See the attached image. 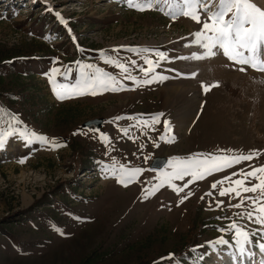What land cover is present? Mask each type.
I'll return each instance as SVG.
<instances>
[{
    "label": "rangeland",
    "instance_id": "obj_1",
    "mask_svg": "<svg viewBox=\"0 0 264 264\" xmlns=\"http://www.w3.org/2000/svg\"><path fill=\"white\" fill-rule=\"evenodd\" d=\"M252 2L264 9V0ZM159 7L139 12L129 9L126 0H0V106L18 116L22 123L17 127L66 145L25 146L10 137L0 149V264H195L201 254L200 264H253L262 259L255 247L254 257H241L233 233L219 231L233 220L248 229L259 226L237 215L250 207H231L238 200L220 197L221 185L214 190L211 184L248 169L250 163L264 165V155L195 181L179 195L165 185L147 200L140 198L142 189L150 187L147 181L157 182V171H145L128 187L102 171L114 161L152 169L157 157L168 160L221 149L264 153V73L238 71L240 65L217 49L214 57L191 59L205 51L194 35L202 24L183 16L172 20ZM55 12L68 20L67 28ZM129 46L166 52L169 59L156 72L168 79L137 86L101 59V52H107L126 63L131 75L144 79L139 66L147 65L142 55L126 50ZM116 48L118 53L112 51ZM77 61L96 64L132 90L57 99L46 74L53 67L62 72L70 67L67 79H56L75 83ZM217 81L219 87L203 92L202 85ZM161 112L165 116L156 130L137 120L115 119L146 120ZM93 119H102V126H83ZM163 119L172 124L174 143L158 140ZM8 121V114H0V127L6 129ZM124 128L127 136L120 131ZM78 130L83 131L74 135ZM100 133L110 137V145L101 142ZM188 179L174 183L182 187ZM127 194L130 200L124 199ZM221 235L232 247L213 252L207 242ZM229 253H236L235 258ZM170 254L172 260L161 259Z\"/></svg>",
    "mask_w": 264,
    "mask_h": 264
},
{
    "label": "snow or ice",
    "instance_id": "obj_2",
    "mask_svg": "<svg viewBox=\"0 0 264 264\" xmlns=\"http://www.w3.org/2000/svg\"><path fill=\"white\" fill-rule=\"evenodd\" d=\"M126 4L129 9H135L139 12L156 9L159 5L158 10L172 20L183 16L190 18L198 24H202V30L196 32L194 35L196 37V44L205 49V51L201 55H193L190 57L191 59L199 60L214 57L217 55V51H214V49H217L234 65H240L237 69L238 71L244 73L250 68L256 72L264 73V9L252 2V0H126ZM214 4L216 7L213 10ZM48 11H53L51 6L48 7ZM202 12L207 13V17L204 19H202ZM55 16L67 28L68 20L59 12H55ZM68 32L71 34V28H68ZM72 39L75 42L76 37L73 35ZM126 50L142 55L144 65H147V67L140 65L139 71L144 73V79H138L136 76L131 75L130 68L126 63L108 55L107 52H101V59H103L105 64L120 69L121 73L125 74L123 79L131 80L137 86H146L157 80L163 81L168 79L167 76L156 72L161 62L169 59L166 52L158 49L131 46L127 47ZM112 51L118 53L120 49L116 48ZM149 54H154L158 59L153 60ZM180 59H188V57H180ZM76 64L79 78L75 80V83H59L56 79L57 75H63L67 79L72 72L70 67L65 68L63 72L61 68L53 67L46 74L53 93L61 101L87 95H103L106 92L132 90L128 89L117 76L105 71L96 64L82 63L80 61H77ZM131 64L136 65L137 61L132 60ZM191 75L194 77L196 74L192 73ZM261 83L264 84V81H261ZM215 87H219L218 81L202 85V90L204 93H208ZM4 113L9 115V121L6 129L0 127V149H4L10 137L22 140L25 146L37 142L50 149L66 146L56 138H49L43 134H38L27 127L23 129L17 127L16 125L22 123L18 116L14 113H8L5 108L0 106V114ZM164 116L165 114L161 112L153 114L146 120H140L136 117H116L115 119L137 120L139 125L156 130L154 126L161 123ZM82 131L78 130V132L73 134H81ZM120 131L127 136L129 130L124 128ZM172 131L171 122L163 119V132L158 137V140L164 143H174L175 136L170 135ZM99 138L106 146L110 145L111 139L106 133H100ZM129 139H132V137L129 136ZM153 144L155 147L160 146L155 140ZM261 155H264V153L259 150H251L244 153L236 150L221 149L215 154L193 153L187 157L174 156L167 161L161 162L158 169L129 167L126 164L114 161L112 165H103L102 171L110 172L111 176L117 180V183L124 187L139 182L140 176L145 171H157L158 175L153 178L157 182L147 181L145 183L150 185V187L142 189L140 198L141 200H147L165 185L179 195L195 181L204 180L215 173L233 168L241 163L251 162L258 159ZM149 158L148 156L144 157L145 160ZM19 162L24 163L25 160L21 159ZM167 169L171 170L168 171ZM234 176L238 178L233 179ZM186 177H190V179L182 187L174 183V181H185ZM225 184H227L226 187L224 186ZM217 185H221L219 190L220 197L229 196L232 199L238 200L231 207L237 209L250 207L251 210L237 213L238 216L246 217L248 221L259 226L255 229H248L246 225L238 224L236 220H233L227 228L221 227L219 231L221 233H233L235 246L241 257L247 256L251 259L255 256V252L251 251V247L258 248L262 254L260 264H264V165L256 166L250 163L248 169H240L213 182L211 188L215 190L217 189ZM248 193L252 195H245ZM191 195L192 193L189 192L180 202L183 203L184 199H187ZM207 195L210 196L212 193L209 192ZM222 204V201H217L218 206ZM76 219L80 220L81 218L76 217ZM57 230L60 231L59 229ZM60 234L63 235L64 233L60 231ZM207 243L213 252H218L221 246L232 247L229 240L225 239L223 235ZM198 247H203V245ZM192 251L195 252L197 249L193 248ZM229 255L235 258L236 253H229ZM173 258L174 254H170L168 257H162L161 259L172 260ZM203 259L204 254H201L196 258L195 264H200V261Z\"/></svg>",
    "mask_w": 264,
    "mask_h": 264
},
{
    "label": "water",
    "instance_id": "obj_3",
    "mask_svg": "<svg viewBox=\"0 0 264 264\" xmlns=\"http://www.w3.org/2000/svg\"><path fill=\"white\" fill-rule=\"evenodd\" d=\"M103 124V120L102 119H93L90 121H87L83 124L84 127L87 128H100ZM167 161L165 158L163 157H157L154 159V161L151 164V168H159V165L161 162Z\"/></svg>",
    "mask_w": 264,
    "mask_h": 264
},
{
    "label": "bare ground",
    "instance_id": "obj_4",
    "mask_svg": "<svg viewBox=\"0 0 264 264\" xmlns=\"http://www.w3.org/2000/svg\"><path fill=\"white\" fill-rule=\"evenodd\" d=\"M262 1H263V0H262ZM214 68H215V67H214ZM215 69H216V68H215ZM245 79H247V78L245 77ZM248 79H249V78H248ZM122 192H124V191H122ZM132 196H133V195H132ZM122 197H123V196H122ZM130 197H131V196H130L129 194H127V195L124 196V199H125V200H130V199H131ZM241 261H242V264H248V263H244L243 260H241ZM260 261H261V260L255 262V260H254V263H253V264H260Z\"/></svg>",
    "mask_w": 264,
    "mask_h": 264
}]
</instances>
